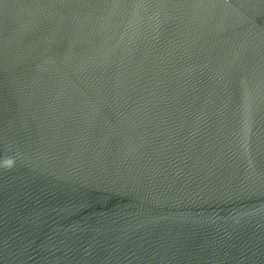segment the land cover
<instances>
[{"label":"water","instance_id":"1","mask_svg":"<svg viewBox=\"0 0 264 264\" xmlns=\"http://www.w3.org/2000/svg\"><path fill=\"white\" fill-rule=\"evenodd\" d=\"M0 264H264V0H0Z\"/></svg>","mask_w":264,"mask_h":264}]
</instances>
